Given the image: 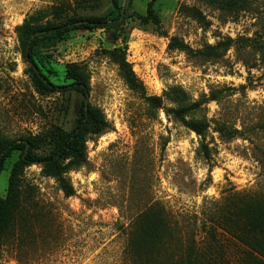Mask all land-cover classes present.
<instances>
[{
	"label": "rangeland",
	"instance_id": "rangeland-1",
	"mask_svg": "<svg viewBox=\"0 0 264 264\" xmlns=\"http://www.w3.org/2000/svg\"><path fill=\"white\" fill-rule=\"evenodd\" d=\"M149 1L0 0L1 136L41 138L35 152L45 155L77 125L83 95L65 78L70 63L85 71L87 101L108 124L102 134H85V162L66 174L72 195L41 165L23 169L17 207L0 234V264H184L189 248L214 250L213 213L224 262L242 261L243 246L216 223V209L233 192L264 193V0H154L157 24L137 18ZM71 17L111 20L53 43L35 41L43 72L66 86L42 90L23 56L19 27ZM228 38L223 56L206 59L208 46ZM115 48L125 50L142 90L119 75L109 56ZM145 96L159 97L161 107ZM197 101L186 119L207 125L209 164L201 137L164 113ZM18 155L10 152L0 172L2 198ZM156 206L170 235L144 246L143 212ZM245 264H264V254L253 250Z\"/></svg>",
	"mask_w": 264,
	"mask_h": 264
},
{
	"label": "trees",
	"instance_id": "trees-1",
	"mask_svg": "<svg viewBox=\"0 0 264 264\" xmlns=\"http://www.w3.org/2000/svg\"><path fill=\"white\" fill-rule=\"evenodd\" d=\"M153 2L154 0H150L147 3L145 15L137 14V18L141 22L159 23V18L153 9ZM119 10H121V7H119ZM118 17H120V13L113 19ZM109 20L111 18L107 17H71L55 25L46 24L30 27L28 23L22 24L19 27V31L24 37L21 40L23 56L29 64L39 88L56 91L66 86L53 84L43 72L32 52L35 41L43 39L45 42L53 43L71 30H90L106 26ZM231 43V39L228 38L214 46H208L205 53L206 59L214 60L220 58L231 46ZM109 56L117 65L119 75L124 82L132 89L142 90V84L137 80L131 65L126 60L125 50L115 48L109 51ZM65 78L70 80L69 86L83 95L80 109L81 116L77 125L70 132L64 133L59 140L54 142L48 154L41 155L35 152V149L41 147L43 143L41 138L9 140L0 134V172L9 153L19 151L17 162L11 167L9 173L7 196L5 198L0 196V234L9 221L10 212L17 207L19 195L17 185L19 176L25 167L32 164L41 165L43 173L46 176L53 177L64 195L70 196L73 194V187L66 174L85 162L81 151L83 141H85V134L90 132L99 135L108 128L102 112L91 106L87 101L89 88L83 68L76 63L67 64ZM145 100L155 108H160L162 105L161 99L157 96H145ZM200 105V101H197L185 108H164V113L167 117L171 116L174 121L179 122L201 137L199 152L209 164L211 148L203 139V129L207 125L189 122L186 119L188 111L196 110ZM69 155L73 157L72 160H66ZM216 210V219H218L216 223L243 246V259L237 264H245L247 258L252 256L253 250L264 254V193L233 192L220 199V205ZM213 215L214 213L211 216V220H209L208 232L211 240L214 241V250L209 253H203L189 248L184 264H236V262H224L221 255L222 245L216 240L218 227L214 223ZM143 217L140 231L143 245L150 244L155 246V243L158 245L164 244L170 235V225L165 215L156 206L154 210H145Z\"/></svg>",
	"mask_w": 264,
	"mask_h": 264
}]
</instances>
